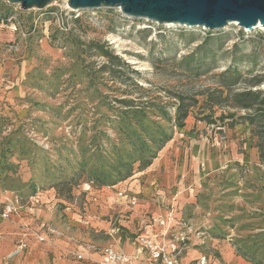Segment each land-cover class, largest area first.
Instances as JSON below:
<instances>
[{
	"label": "rangeland",
	"instance_id": "obj_1",
	"mask_svg": "<svg viewBox=\"0 0 264 264\" xmlns=\"http://www.w3.org/2000/svg\"><path fill=\"white\" fill-rule=\"evenodd\" d=\"M259 77L264 29L0 0V192L53 191L60 212L107 218L120 210L101 186L123 182L147 212H173L181 264H264V165L228 106L230 91H264ZM179 105H192L183 128Z\"/></svg>",
	"mask_w": 264,
	"mask_h": 264
},
{
	"label": "crops",
	"instance_id": "obj_2",
	"mask_svg": "<svg viewBox=\"0 0 264 264\" xmlns=\"http://www.w3.org/2000/svg\"><path fill=\"white\" fill-rule=\"evenodd\" d=\"M145 190L146 187L144 190L139 187L138 193L141 194L140 192ZM101 191L111 192L105 188ZM52 192H43L42 205L24 209L10 220H4L0 216V264H98L102 250L108 246H114L130 255L135 254L133 239L137 222L124 216L127 210L124 202L114 198L116 203L112 210L120 211L107 218L90 212L77 218L76 215H71V210H65L64 213L58 210V202ZM14 197L13 194L0 192V211L3 205L13 201ZM142 201L144 204L141 202L140 207L143 208L142 213H145L150 203L148 200ZM63 214L67 216V220H64ZM73 218H82L88 224L85 225L83 221L82 230ZM142 221V218L138 217V230ZM42 225H46V228L41 229ZM115 225H118L120 231H113ZM26 229L29 249L24 254L9 259L16 245L24 239ZM37 231L45 238V242H39L33 236ZM73 253L84 254L86 258L78 260L72 256ZM138 260L139 264H151L147 254L138 255Z\"/></svg>",
	"mask_w": 264,
	"mask_h": 264
},
{
	"label": "water",
	"instance_id": "obj_3",
	"mask_svg": "<svg viewBox=\"0 0 264 264\" xmlns=\"http://www.w3.org/2000/svg\"><path fill=\"white\" fill-rule=\"evenodd\" d=\"M25 11L43 10L56 0H7ZM73 10L119 9L128 18L161 25L221 30L232 24L250 31L264 27V0H68Z\"/></svg>",
	"mask_w": 264,
	"mask_h": 264
},
{
	"label": "built area",
	"instance_id": "obj_4",
	"mask_svg": "<svg viewBox=\"0 0 264 264\" xmlns=\"http://www.w3.org/2000/svg\"><path fill=\"white\" fill-rule=\"evenodd\" d=\"M123 184V183H122ZM120 185L112 187H104L105 189L113 192L117 196V200H121L125 203L127 210L124 213L125 217H129V220L137 222L136 234L133 239V243L136 246L135 254H127L114 246H108L101 252V259L98 264H139L138 255L147 254L151 264H181L180 259L186 248L188 247V238L177 235L174 232L175 221L173 212L167 216L158 214L152 215L149 212L142 213L140 203L141 198L134 195L127 190L120 188ZM87 191L92 190L90 184L86 185ZM43 192L38 193L27 199L15 196L14 200L10 203L3 205L0 211V216L4 220H10L12 217L19 215L24 209H32L37 205H42ZM67 210H71L68 208ZM138 217L142 218V223L138 230ZM82 220V218H81ZM85 225L88 222L84 221ZM173 224V225H172ZM46 225H42L41 229H45ZM24 235V239L21 240L15 247L14 251L10 255L9 259L24 254L29 249V243L26 240L28 236V229ZM114 232L120 231L118 225H115ZM39 242H45V238L40 233L34 232ZM72 256L78 260L86 258L84 254H75ZM198 264H206L205 261Z\"/></svg>",
	"mask_w": 264,
	"mask_h": 264
},
{
	"label": "trees",
	"instance_id": "obj_5",
	"mask_svg": "<svg viewBox=\"0 0 264 264\" xmlns=\"http://www.w3.org/2000/svg\"><path fill=\"white\" fill-rule=\"evenodd\" d=\"M113 66V65H112ZM233 85L238 83L237 71L234 74ZM264 83V77L255 78V86ZM230 97V98H229ZM229 107L235 111H245L246 115L243 117H239L240 119L245 121V124H249L252 128L251 130V142L254 148H256L259 152V158L262 165H264V91L262 90H253L251 88L243 89L242 91H230L229 92ZM217 107H220V104H214ZM213 105V106H214ZM192 105H188L184 107L183 105H179L176 109V122L177 126L180 128L185 127V121L190 115V110ZM235 117V114H222L220 119H232ZM172 137H169L164 143L169 142ZM163 146V145H162ZM150 166V163H147L146 167ZM123 182H120L121 184ZM92 188L93 183H88ZM119 184L111 185V186H101L104 187H112ZM38 193V192H37ZM37 193L29 196L32 197ZM24 199H27L22 196H18ZM28 197V198H29ZM245 258L244 256H242Z\"/></svg>",
	"mask_w": 264,
	"mask_h": 264
},
{
	"label": "bare ground",
	"instance_id": "obj_6",
	"mask_svg": "<svg viewBox=\"0 0 264 264\" xmlns=\"http://www.w3.org/2000/svg\"><path fill=\"white\" fill-rule=\"evenodd\" d=\"M235 25H237V24H235ZM167 26V25H166ZM169 26H171V25H169ZM256 29H264V27L263 26H260V27H257ZM255 29V30H256Z\"/></svg>",
	"mask_w": 264,
	"mask_h": 264
}]
</instances>
